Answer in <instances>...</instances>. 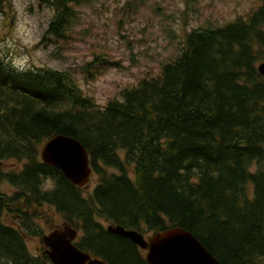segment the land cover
<instances>
[{
    "label": "trees",
    "instance_id": "16d2710c",
    "mask_svg": "<svg viewBox=\"0 0 264 264\" xmlns=\"http://www.w3.org/2000/svg\"><path fill=\"white\" fill-rule=\"evenodd\" d=\"M89 1L41 0L53 10L43 37L64 39ZM263 58L264 0L243 17L189 30L158 73L104 105L68 71L17 68L0 51V186L11 187L0 188V264H51L41 239L37 253L26 245L44 234V206L77 229L78 248L107 264H148L108 224L179 226L220 264H264ZM58 133L85 147L92 187L41 161V145Z\"/></svg>",
    "mask_w": 264,
    "mask_h": 264
},
{
    "label": "rangeland",
    "instance_id": "374dc122",
    "mask_svg": "<svg viewBox=\"0 0 264 264\" xmlns=\"http://www.w3.org/2000/svg\"><path fill=\"white\" fill-rule=\"evenodd\" d=\"M259 1L91 0L78 7V16L68 35L55 39L43 37L53 16L49 5L41 0H7L0 8V51L17 68L68 71L84 95L104 105L113 97L119 98L122 89L132 87L142 77L158 73L163 63L179 54L189 30L207 22L222 25L243 17ZM95 56L117 65L105 64L98 69L97 61L93 62ZM90 62L92 65H87ZM15 166V160H8V168ZM93 184L92 176L88 187ZM0 188L11 190L5 182ZM43 210L37 222L46 234L60 227L61 217L50 206H44ZM39 241L35 235L26 237L32 253L39 251Z\"/></svg>",
    "mask_w": 264,
    "mask_h": 264
},
{
    "label": "water",
    "instance_id": "95a60500",
    "mask_svg": "<svg viewBox=\"0 0 264 264\" xmlns=\"http://www.w3.org/2000/svg\"><path fill=\"white\" fill-rule=\"evenodd\" d=\"M256 68L264 77V58ZM39 154L41 161L59 169L72 184L87 186L92 168L88 153L79 140L55 134L44 142ZM106 229L147 249L145 260L149 264H220L189 231L179 226L155 232L149 240L138 231L120 225L109 224ZM76 236L77 230L70 225L54 228L41 236L51 264H107L78 248L74 243Z\"/></svg>",
    "mask_w": 264,
    "mask_h": 264
},
{
    "label": "flooded vegetation",
    "instance_id": "af4514ba",
    "mask_svg": "<svg viewBox=\"0 0 264 264\" xmlns=\"http://www.w3.org/2000/svg\"><path fill=\"white\" fill-rule=\"evenodd\" d=\"M67 224H63L62 222L60 223V227H64L66 226ZM55 228H59V227H55ZM137 231V230H136ZM139 233H141L144 237V239L146 240H149L150 237H152V235L155 233V232H152L151 230H148L146 229L145 227H143L141 230L138 231ZM44 246L46 249H47V246H45L44 244L42 245ZM138 248L144 252V254H142L143 256H145L146 252H147V249H144V248H141L138 246ZM38 249L40 250V242H39V246H38ZM149 264V263H148Z\"/></svg>",
    "mask_w": 264,
    "mask_h": 264
},
{
    "label": "bare ground",
    "instance_id": "6f19581e",
    "mask_svg": "<svg viewBox=\"0 0 264 264\" xmlns=\"http://www.w3.org/2000/svg\"><path fill=\"white\" fill-rule=\"evenodd\" d=\"M189 261H190V260H189ZM189 261H188V262H189Z\"/></svg>",
    "mask_w": 264,
    "mask_h": 264
}]
</instances>
